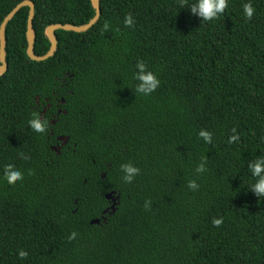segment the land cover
<instances>
[{
    "label": "trees",
    "instance_id": "16d2710c",
    "mask_svg": "<svg viewBox=\"0 0 264 264\" xmlns=\"http://www.w3.org/2000/svg\"><path fill=\"white\" fill-rule=\"evenodd\" d=\"M22 1L0 0V26ZM32 1L38 55L47 26L96 14L92 0ZM192 2L101 0L99 20L58 29L43 61L27 53L29 7L7 24L0 264H264V199L248 168L264 157V0H228L206 22ZM138 60L160 80L149 95L135 92ZM36 116L43 133L29 126ZM124 163L139 168L130 183ZM8 164L23 174L14 184Z\"/></svg>",
    "mask_w": 264,
    "mask_h": 264
},
{
    "label": "clouds",
    "instance_id": "9594fccd",
    "mask_svg": "<svg viewBox=\"0 0 264 264\" xmlns=\"http://www.w3.org/2000/svg\"><path fill=\"white\" fill-rule=\"evenodd\" d=\"M190 12L193 16L199 17L202 21H212L220 17L225 9L228 7V0H193V2L188 6ZM244 15L247 19H251L254 14V8L250 3H245L243 6ZM124 24L126 26H131L133 24V19L131 15L125 17ZM136 71L134 73L135 92L142 95H149L153 93L160 85V80L157 74L149 70L144 61L138 60L136 63ZM49 121L41 119L36 116L29 120V126L38 133H43L46 131V127ZM235 133V129L232 130ZM205 143L212 142V135L207 130L201 129L198 133ZM238 135L229 136V143L238 141ZM248 168L251 174L252 182L249 185V189L257 196L258 202L264 199V157H258L248 163ZM121 170L124 173L123 180L125 182H131L139 173V168L131 163H124L121 165ZM198 172L204 171V164H200L197 167ZM23 178L22 172L17 169L12 164L4 166L3 179H5L9 184H14L18 180ZM189 188L195 189L197 187L195 181H189ZM147 206V203H146ZM220 219H215L214 224L219 226L221 224ZM76 233L73 232L69 239H74ZM28 256V252L25 250L18 251V257L24 259Z\"/></svg>",
    "mask_w": 264,
    "mask_h": 264
},
{
    "label": "water",
    "instance_id": "95a60500",
    "mask_svg": "<svg viewBox=\"0 0 264 264\" xmlns=\"http://www.w3.org/2000/svg\"><path fill=\"white\" fill-rule=\"evenodd\" d=\"M93 6L96 10L95 16L88 22L82 25H76L72 23H53L46 27L45 34L49 38L51 42L50 49L44 55H38L35 52V42H36V34L33 27L34 17H35V3L32 0H23L16 7H14L4 18L0 26V75L4 74L8 69L7 62V52H6V44H7V35L6 28L7 24L10 20L19 12V10L25 6L29 7V16L27 22V40L28 47L27 53L29 57L33 60L43 61L53 56L58 47V38L56 35V31L58 29H65L76 32H85L90 29L100 18L101 16V0H92ZM108 198H113L112 193L107 194ZM92 223H99V219H94L91 221Z\"/></svg>",
    "mask_w": 264,
    "mask_h": 264
}]
</instances>
